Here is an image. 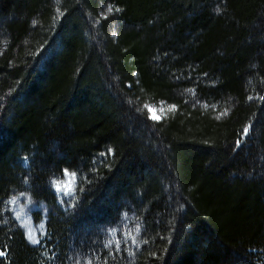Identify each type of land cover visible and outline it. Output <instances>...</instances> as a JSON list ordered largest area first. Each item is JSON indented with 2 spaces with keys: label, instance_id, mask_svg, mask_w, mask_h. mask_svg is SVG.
Segmentation results:
<instances>
[{
  "label": "trees",
  "instance_id": "16d2710c",
  "mask_svg": "<svg viewBox=\"0 0 264 264\" xmlns=\"http://www.w3.org/2000/svg\"><path fill=\"white\" fill-rule=\"evenodd\" d=\"M66 169L87 174L69 209ZM20 193L45 206L37 243ZM0 253L264 264V0H0Z\"/></svg>",
  "mask_w": 264,
  "mask_h": 264
},
{
  "label": "rangeland",
  "instance_id": "374dc122",
  "mask_svg": "<svg viewBox=\"0 0 264 264\" xmlns=\"http://www.w3.org/2000/svg\"><path fill=\"white\" fill-rule=\"evenodd\" d=\"M147 108L152 117L154 114L161 117L168 110V105L162 101L153 100L147 104ZM106 149L107 150L97 154V163H104L108 161L111 155V150L110 148ZM86 179V173L66 169L61 176L52 181L53 189L56 192L59 202L63 208L69 209L76 203L78 199L79 187L83 184V182H86ZM9 208L19 220L28 239L33 243L39 242L40 238L45 233V220L43 216V218L35 221L32 211L35 208H40L41 211H43L45 209L44 204L37 203L29 195L20 193L10 198ZM128 221L129 219H127V222ZM110 234L120 235L125 241H127L132 235L130 230L125 232L123 230H119L118 228Z\"/></svg>",
  "mask_w": 264,
  "mask_h": 264
},
{
  "label": "snow or ice",
  "instance_id": "6c2138e0",
  "mask_svg": "<svg viewBox=\"0 0 264 264\" xmlns=\"http://www.w3.org/2000/svg\"><path fill=\"white\" fill-rule=\"evenodd\" d=\"M174 107V106H173ZM171 110V109H170ZM160 117L159 116H157V115H153V119H159ZM0 255H3V253H0Z\"/></svg>",
  "mask_w": 264,
  "mask_h": 264
}]
</instances>
